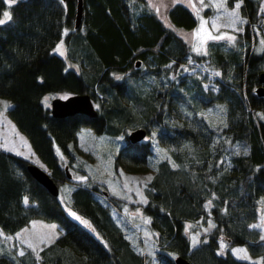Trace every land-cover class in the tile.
<instances>
[{
	"label": "trees",
	"instance_id": "1",
	"mask_svg": "<svg viewBox=\"0 0 264 264\" xmlns=\"http://www.w3.org/2000/svg\"><path fill=\"white\" fill-rule=\"evenodd\" d=\"M136 1L81 0L74 26L75 0H0V20H5L0 24V96L11 101L5 112L57 189L74 182L63 203L31 176L28 158L0 147V229L11 235L39 217L54 221L58 230L37 249L12 245L11 256L0 253V264H144L109 206H119L122 199L100 189L104 204L95 197L97 186L65 172L68 143L76 142L81 125L96 133H122L113 162L128 171L150 167V140H129L123 126L144 127L168 150L145 183L142 203L163 264H175L177 254L191 264H259L235 256L230 250L235 244L260 255L264 264V236L250 224L264 194V93L256 91L264 47L251 48L250 25L257 22L260 0H240L247 20L235 43L224 46L210 37L202 54L154 11H136ZM235 1L226 0L230 6ZM167 17L178 27L196 24L194 11L182 0L170 3ZM59 40L63 54L54 49ZM190 56L218 73L183 71ZM55 91L86 92L95 114L52 115L42 96ZM72 210L91 228L72 217ZM186 221L207 229L194 245Z\"/></svg>",
	"mask_w": 264,
	"mask_h": 264
},
{
	"label": "rangeland",
	"instance_id": "2",
	"mask_svg": "<svg viewBox=\"0 0 264 264\" xmlns=\"http://www.w3.org/2000/svg\"><path fill=\"white\" fill-rule=\"evenodd\" d=\"M173 1L137 0L136 2H139V5H136L137 9L135 10L139 11L144 8L154 11L166 25L181 34L190 43L192 51L197 54L209 50L208 38L210 37H224L218 39L220 42L223 41L224 46L227 43H235L237 32L242 30L247 20V16L242 13L240 8H236L240 0H236L233 6L228 5L226 0H182L194 11L196 24L192 28L178 27L173 25L167 17V8ZM221 4L222 7L219 6ZM234 11L237 15L232 14ZM257 12H259L257 22L250 23L255 33L253 47L251 48L260 50L264 47V0H260ZM229 37H234V39L230 40ZM58 45L61 46L62 53H64L60 40L56 43L54 49L57 51ZM57 52L61 54L60 51ZM66 63L67 65H74L69 60H66ZM182 70L193 73H197L196 71L202 73L201 71L208 70L207 74L209 75L218 73L217 68L209 66L207 62L196 61L191 56L183 64ZM66 93L65 91L45 93L42 96V101L49 106L51 97L64 96ZM0 102H5L7 105L11 103L10 99L5 96H0ZM93 105H95L94 102ZM124 128L128 132L132 127L123 126L122 130ZM143 138H149L150 140L149 155L147 156L150 167L145 171H128L121 163L113 162L116 149L122 142V133H108L105 131L96 133L89 126L81 125L77 130L76 142L74 144L68 143L71 159L66 168L72 180L97 186L98 190L94 195L100 202L107 203L106 194L108 193L121 198L122 202L119 206L113 207L109 203L115 221L124 229V234L131 242L132 247L144 255V264H163V261H160L155 255L157 243L155 235L147 225L148 216L142 212V203L145 202V183L152 175L156 162L160 158L169 155V152L163 145L158 144L155 136L152 137L146 133ZM0 147L17 154L21 152L24 154L22 156L28 157V160L40 167L47 168L35 155L23 133L15 127L12 120L7 116L2 103H0ZM61 159L65 161L67 158L61 156ZM73 183V181H65L59 184L57 196L63 203L67 204L69 200L68 192L71 190ZM100 189H105L106 194H103ZM71 213L72 217L91 228L85 217L73 210ZM250 224L259 230L260 236H264V194L258 198V214ZM194 227L193 222H185V231L189 236L191 245L196 244L201 233L207 230L203 225ZM19 228L13 236L11 235V238L10 234L0 229V253L11 256L13 253L11 251L12 245L17 250H21L20 244L32 249L39 248L42 246L41 243L49 242L58 232L54 221L39 217H31L26 225L23 224ZM221 245L225 247L226 243L221 241ZM241 249L244 251L241 252ZM230 250L239 258L253 260L261 264L260 255L251 254L244 244L232 245ZM168 253L173 256V253Z\"/></svg>",
	"mask_w": 264,
	"mask_h": 264
},
{
	"label": "water",
	"instance_id": "3",
	"mask_svg": "<svg viewBox=\"0 0 264 264\" xmlns=\"http://www.w3.org/2000/svg\"><path fill=\"white\" fill-rule=\"evenodd\" d=\"M81 14V0H75V10L73 25L76 26L80 21ZM135 64H139V60H135ZM258 81L260 85L256 87V91L259 93H264V71L260 72L258 76ZM49 112L52 115L60 116L69 114L75 111L84 112L86 114H95L94 107L86 92L79 93H67L64 96H53L49 99ZM145 134V129L142 126H137L129 130L127 137L131 141L141 139ZM26 168L31 174V176L37 180L41 185H43L52 194H57V186L51 179L48 170L46 168L40 167L32 161H28ZM67 176L69 173L64 166ZM175 264H191L190 261L184 256L177 254L174 257Z\"/></svg>",
	"mask_w": 264,
	"mask_h": 264
},
{
	"label": "snow or ice",
	"instance_id": "4",
	"mask_svg": "<svg viewBox=\"0 0 264 264\" xmlns=\"http://www.w3.org/2000/svg\"><path fill=\"white\" fill-rule=\"evenodd\" d=\"M9 2H10V3H11V2H15V0H9ZM219 6L222 7L223 5L221 4V5H219ZM239 6H240V5L237 4V5H236V8H239ZM232 14H233V15H237V13H236L235 11H234ZM4 17H5V19H10V16H9V14H8L7 12L4 13ZM4 22H5V20H0V24H2V23H4ZM202 24H203V22H202ZM212 38H213V39H223L224 37L221 36V37H212ZM229 39H230V40H231V39H234V37H229ZM57 51H60L61 54H63L60 45L57 46ZM0 103L4 104L5 109H6L7 107H9V105H7L5 102H0ZM25 203H26V204L28 203L27 199H25ZM261 239H264V237H261ZM194 243H195V241H194ZM221 247L223 248L224 245H221ZM240 251L243 252L244 250L241 249ZM21 255H23V253H21Z\"/></svg>",
	"mask_w": 264,
	"mask_h": 264
},
{
	"label": "crops",
	"instance_id": "5",
	"mask_svg": "<svg viewBox=\"0 0 264 264\" xmlns=\"http://www.w3.org/2000/svg\"><path fill=\"white\" fill-rule=\"evenodd\" d=\"M18 153H19V152H18ZM20 153H21V152H20ZM20 153H19V154H20ZM20 155H24V154L21 153ZM24 157H26V156H24ZM26 158H28V157H26ZM29 219H30V218H29ZM29 219L27 220V222L25 223V225L28 223ZM20 227H22V225H21ZM18 229H20V228H18ZM18 229L15 230L14 232L18 231ZM14 232L11 234L12 236L14 235ZM11 235H10V238L12 237ZM45 243H47V242H45ZM41 244L44 245V243H41ZM34 249H37V248H34Z\"/></svg>",
	"mask_w": 264,
	"mask_h": 264
}]
</instances>
